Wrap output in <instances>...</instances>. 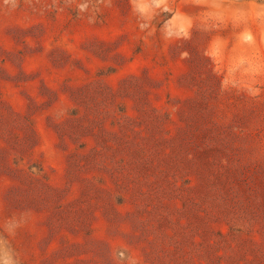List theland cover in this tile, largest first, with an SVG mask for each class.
I'll list each match as a JSON object with an SVG mask.
<instances>
[{"label": "rangeland", "instance_id": "obj_1", "mask_svg": "<svg viewBox=\"0 0 264 264\" xmlns=\"http://www.w3.org/2000/svg\"><path fill=\"white\" fill-rule=\"evenodd\" d=\"M0 264H264V0H0Z\"/></svg>", "mask_w": 264, "mask_h": 264}]
</instances>
